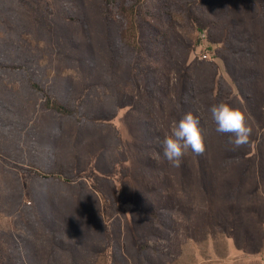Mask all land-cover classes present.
<instances>
[{"label": "rangeland", "instance_id": "rangeland-1", "mask_svg": "<svg viewBox=\"0 0 264 264\" xmlns=\"http://www.w3.org/2000/svg\"><path fill=\"white\" fill-rule=\"evenodd\" d=\"M129 5L137 53L120 0H0V264H264V122L246 156L204 172L189 152L173 166L136 129L163 127L185 83L244 106L225 44L250 29L258 51L247 59L264 76L255 0ZM152 26L167 65L144 53ZM48 96L117 108L104 121L62 117Z\"/></svg>", "mask_w": 264, "mask_h": 264}, {"label": "trees", "instance_id": "trees-1", "mask_svg": "<svg viewBox=\"0 0 264 264\" xmlns=\"http://www.w3.org/2000/svg\"><path fill=\"white\" fill-rule=\"evenodd\" d=\"M107 4L112 5L115 0H104ZM257 8V18H259V23H264V0H255ZM119 9L122 14L128 17L132 36L129 37L127 46L132 48L137 53L142 50L141 44V30L138 27L137 11L132 9L130 5L128 6V0H120ZM261 20V21H260ZM152 30V31H151ZM250 30V29H249ZM245 31V39L235 43L237 37V30L234 31L229 37L225 44L227 48L225 59V68L228 76L232 79L238 95L243 99L244 106H242L238 101L235 102V107L242 109L247 117V121L252 127V135L250 140L254 138V132L260 127L262 122H264V87H260V78H264L261 75L260 70L256 67L255 61L252 59H247L250 54L254 51L255 44L251 41L252 33L251 31ZM143 32H147L146 41L148 42V48L144 53L147 57H151L153 54V49L155 52H160L163 59V63L167 65V60L169 58L168 53H166L165 42L159 41L160 34L155 32L153 26L149 29H145ZM158 34L157 40L155 39ZM145 46V44H144ZM147 46V45H146ZM250 47L252 49H250ZM168 50V49H167ZM1 62V59H0ZM28 86L35 92L42 94L43 90L36 82V80L30 75L27 76ZM208 92L211 89L202 92V87H192L188 84L182 86L181 97L178 102V106L167 114L169 119H165V124L163 125H152L148 121L139 122L136 129L141 140L145 143L153 142L155 146L153 147L156 154L164 158L162 151V141L165 133H169L171 128L176 122L182 118L183 110H185L188 105L191 108V112L200 117V125L203 130L205 137V151L203 154L197 155L196 153L189 150V158L198 166L200 170L204 172V168L211 166L212 164H220L225 166L240 157H244L248 154L249 144L243 147L236 148L233 144L229 143V134H221L216 131V125L212 120L210 108L212 105L219 104L227 100V96L221 95L218 91L217 97L212 104V99ZM229 94V93H228ZM183 98H189L186 103H183ZM231 106H233L230 103ZM234 107V106H233ZM116 106H109L103 108L89 109L82 107L80 104L77 106H72L65 100L60 98H51L48 96V110L62 117L68 118H81V120H94V121H104L109 120L114 117V112ZM180 108V110H178ZM84 118V119H82ZM156 125V126H155ZM160 126V127H158ZM202 180H206V176H202Z\"/></svg>", "mask_w": 264, "mask_h": 264}, {"label": "clouds", "instance_id": "clouds-1", "mask_svg": "<svg viewBox=\"0 0 264 264\" xmlns=\"http://www.w3.org/2000/svg\"><path fill=\"white\" fill-rule=\"evenodd\" d=\"M216 131L229 134V143L240 148L250 142L252 127L244 111L221 102L210 108ZM191 150L197 155L205 151V137L200 125V117L192 112L185 113L165 135L162 141L164 158L173 166L179 167L184 155Z\"/></svg>", "mask_w": 264, "mask_h": 264}]
</instances>
